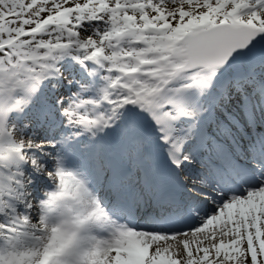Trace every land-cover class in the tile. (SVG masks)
<instances>
[{
	"label": "snow or ice",
	"instance_id": "obj_1",
	"mask_svg": "<svg viewBox=\"0 0 264 264\" xmlns=\"http://www.w3.org/2000/svg\"><path fill=\"white\" fill-rule=\"evenodd\" d=\"M0 264H264V0H0Z\"/></svg>",
	"mask_w": 264,
	"mask_h": 264
}]
</instances>
